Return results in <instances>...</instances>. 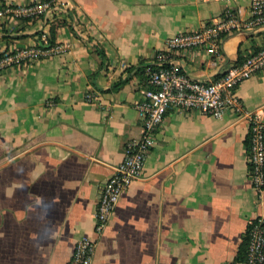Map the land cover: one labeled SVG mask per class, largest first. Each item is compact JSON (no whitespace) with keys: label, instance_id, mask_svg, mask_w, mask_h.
Returning a JSON list of instances; mask_svg holds the SVG:
<instances>
[{"label":"crops","instance_id":"0c3cea01","mask_svg":"<svg viewBox=\"0 0 264 264\" xmlns=\"http://www.w3.org/2000/svg\"><path fill=\"white\" fill-rule=\"evenodd\" d=\"M58 2L76 21L59 13L46 30L54 28L66 53L0 74V264H68L76 242L92 235L99 187L126 143L142 136L135 106L167 39L235 12L242 28L223 37L219 58L172 54L198 81L221 77L264 46V27L244 26L250 0ZM44 26L22 23L11 34L3 27L0 53L36 44ZM86 92L99 104L86 103ZM236 96L264 122V70ZM247 128L231 111L220 119L169 111L91 264H246L248 226L264 217V191L257 201L249 180Z\"/></svg>","mask_w":264,"mask_h":264},{"label":"built area","instance_id":"2783aa9c","mask_svg":"<svg viewBox=\"0 0 264 264\" xmlns=\"http://www.w3.org/2000/svg\"><path fill=\"white\" fill-rule=\"evenodd\" d=\"M249 12V22L244 26L264 27V0H250ZM59 13L76 21L74 13L58 0H32L24 5L6 0L1 4L0 31L5 27L7 33L11 34L22 23L32 25L43 22L45 26L39 29L36 44L0 53V74L66 53L67 46L49 44L50 33L46 30L56 21ZM241 28L242 24L235 12L226 9L216 23H207L198 30L179 33L167 39L165 50L155 53L153 64L146 70L150 88L135 106L142 121V136L126 143L122 161L99 187L92 235L76 242L68 264H91L97 242L120 196L142 176L155 135L169 111H197L215 119H220L226 112L231 111L244 117L248 127L246 158L249 180L257 201L260 200L264 191V122L259 114H253L244 108L236 96V89L244 81L264 70V46L213 80L198 81L190 78L172 59L173 53L183 54L199 50H206L219 58L223 37L239 32ZM84 101L88 104H99L98 98L89 92L84 94ZM246 237L245 263L264 264V217H255L250 222Z\"/></svg>","mask_w":264,"mask_h":264},{"label":"trees","instance_id":"16d2710c","mask_svg":"<svg viewBox=\"0 0 264 264\" xmlns=\"http://www.w3.org/2000/svg\"><path fill=\"white\" fill-rule=\"evenodd\" d=\"M50 39H49V44H53L54 43V38H55V30L53 27H51L50 29ZM247 147H248V142H247ZM246 247H247V237H245L243 245H242V252H241V259L242 261L245 263V253H246Z\"/></svg>","mask_w":264,"mask_h":264}]
</instances>
